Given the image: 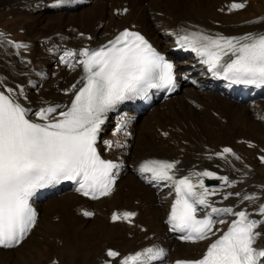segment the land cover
Returning <instances> with one entry per match:
<instances>
[{
  "label": "bare ground",
  "instance_id": "bare-ground-1",
  "mask_svg": "<svg viewBox=\"0 0 264 264\" xmlns=\"http://www.w3.org/2000/svg\"><path fill=\"white\" fill-rule=\"evenodd\" d=\"M256 1L247 0L244 9L229 11L233 0H76L58 7H52L55 0H1L0 9L25 12L29 21L25 26L27 36L20 42L26 45L24 48H17L0 35V81L6 82L7 87L23 86L30 98L25 104L33 110L43 106L46 96L49 105L63 107L68 103L71 92L65 90L83 74L82 67H69L62 62L66 51L78 53L83 48L106 44L126 27L141 31L174 61L180 87L172 99L148 111L129 101L109 113L98 150L103 158L121 165L112 194L90 201L65 187L52 188L36 197L35 226L16 248H0V262L23 264L28 260L34 264L31 254L37 257V251L46 246L45 258L38 264H119L123 257L149 247L166 252V256L149 264L200 258L208 243L226 231L235 217L219 214L226 223L217 224L221 231L204 241L191 243L176 238L167 223L175 200L174 185L143 180L138 167L146 159L178 161L174 178L189 176L193 183L199 179L194 173L208 169L217 176L229 177L236 181L231 188L217 179V185H205L210 192L215 191L208 198L209 203L223 208L240 201L253 217L259 218L256 208L264 203V184L260 183L264 163L260 159L264 156V91L237 88L222 76H214L200 56L177 45V35L185 30L230 37L264 33V22L260 20L264 9L257 8ZM78 59L82 57L67 58L72 64ZM122 116L129 119L124 131L130 136L123 131L115 133ZM105 140L118 141L126 147L109 151ZM225 147L231 148L232 153L225 157L215 155ZM228 192H239L240 196L224 200ZM245 195L256 199L244 201ZM83 211L94 215L84 216ZM114 211L135 212L136 216L132 223L113 222ZM100 228H111L114 234L104 239ZM257 247L264 248V237L257 241ZM109 249L119 252L120 257H107Z\"/></svg>",
  "mask_w": 264,
  "mask_h": 264
},
{
  "label": "snow or ice",
  "instance_id": "snow-or-ice-1",
  "mask_svg": "<svg viewBox=\"0 0 264 264\" xmlns=\"http://www.w3.org/2000/svg\"><path fill=\"white\" fill-rule=\"evenodd\" d=\"M74 2L55 0L52 7ZM246 4L247 0H233L228 10L244 9ZM260 20L264 22V17ZM177 45L200 56L214 76H222L233 84L264 85V33L230 37L185 30L177 35ZM15 46L26 47L21 43ZM76 56L82 59L75 64L69 62L68 66L82 67L83 75L65 90L71 96L63 107L57 104L33 110L25 104L30 98L23 86L7 87L6 82L0 81V248L21 244L35 226L37 213L30 199L38 189L71 181L78 185L75 191L85 197L96 200L110 196L121 165L103 158L98 150L108 114L125 102L148 99L150 89L172 92L177 87L176 65L138 31L126 28L96 49L66 51L61 60ZM128 123L129 119L122 116L115 133L123 131L130 136L124 131ZM163 134L167 136L166 132ZM103 143L109 151L126 147L113 140ZM231 153L232 149L225 147L215 155L225 157ZM260 159L264 162V156ZM178 163L146 159L138 167L146 182L174 185L175 200L167 218L170 231L182 233L180 239L185 241H204L221 231L217 224L226 223L219 214L235 218L226 231L208 243L200 258L177 260L175 264H264V248L257 247V241L264 237V203L256 208L259 218H253L246 209L212 207L208 198L215 191H209L203 178L220 180L230 188L236 181L208 170L194 173L199 177L197 183L189 176L175 179L173 170ZM232 195L239 197L240 193L228 192L223 199ZM255 199L243 196L244 201ZM198 213H203L202 217L198 218ZM82 214L94 215L90 211ZM135 216V212L114 211L111 220L132 223ZM106 256L118 258L120 253L109 249ZM164 256V249L149 247L123 257L119 264H149Z\"/></svg>",
  "mask_w": 264,
  "mask_h": 264
},
{
  "label": "rangeland",
  "instance_id": "rangeland-1",
  "mask_svg": "<svg viewBox=\"0 0 264 264\" xmlns=\"http://www.w3.org/2000/svg\"><path fill=\"white\" fill-rule=\"evenodd\" d=\"M92 2H94V1H92ZM0 3H1V0H0ZM255 5L257 8L264 9V0H257ZM0 8H1V5H0ZM24 13L23 12L18 13L15 11H10L9 9H5V10L0 9V33H2L1 36L4 38H7L14 45L23 41L24 38L27 36L25 34V26L29 21V17H28L27 13L26 14H24ZM241 17L243 18L244 16H241ZM235 19H237V18H235ZM22 53L24 55H30V53L26 52V51H22ZM48 100H49V97L47 98V96H46V98H44V100L41 102V105H43V106L49 105L50 100L49 101ZM237 124H240V123L237 122ZM261 167L262 168L260 170V173L262 175L260 178V183L264 184V163L261 164ZM245 206H246V204L243 202H240V201H238V202L232 201L229 203V207H232L237 211L245 209L246 208ZM253 218H255V217H253ZM43 226L44 225L42 224L41 227H43ZM113 231L114 230L111 228H107L105 231H103L100 228V235L104 239H108L109 235L114 234ZM106 236H108V237H106ZM46 247H43L42 251H37L38 252L37 257L35 255L31 254L32 263L38 264L43 260V258H45V255H44L46 253L45 251L48 250V248L46 249ZM29 263L30 262H28V260H24V262H23V264H29ZM0 264H9V263L0 262Z\"/></svg>",
  "mask_w": 264,
  "mask_h": 264
}]
</instances>
